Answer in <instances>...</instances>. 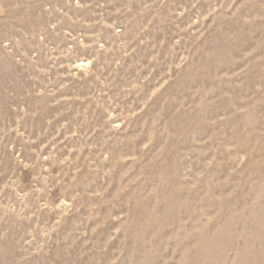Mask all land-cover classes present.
Listing matches in <instances>:
<instances>
[{"label": "rangeland", "instance_id": "obj_1", "mask_svg": "<svg viewBox=\"0 0 264 264\" xmlns=\"http://www.w3.org/2000/svg\"><path fill=\"white\" fill-rule=\"evenodd\" d=\"M0 264H264V0H0Z\"/></svg>", "mask_w": 264, "mask_h": 264}]
</instances>
